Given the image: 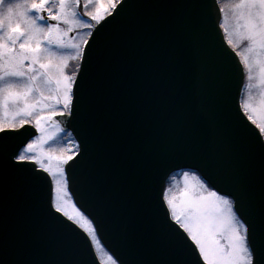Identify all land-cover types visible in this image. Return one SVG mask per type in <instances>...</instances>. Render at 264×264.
I'll use <instances>...</instances> for the list:
<instances>
[{
    "label": "snow or ice",
    "instance_id": "1",
    "mask_svg": "<svg viewBox=\"0 0 264 264\" xmlns=\"http://www.w3.org/2000/svg\"><path fill=\"white\" fill-rule=\"evenodd\" d=\"M213 7L248 81L237 113L255 133L226 157L184 103L178 51L149 14L210 19ZM58 118L76 122L75 137ZM49 122L68 137L58 152ZM177 156L188 163L167 177L159 216L150 179ZM70 181L118 211L130 264H264V0H0V264H84L72 240L81 232L103 251L95 218L76 202L69 210Z\"/></svg>",
    "mask_w": 264,
    "mask_h": 264
},
{
    "label": "water",
    "instance_id": "2",
    "mask_svg": "<svg viewBox=\"0 0 264 264\" xmlns=\"http://www.w3.org/2000/svg\"><path fill=\"white\" fill-rule=\"evenodd\" d=\"M170 3H189L191 0H168ZM211 5L213 0H204ZM149 14L155 17L169 33V43L178 51L179 61L183 69L182 95L184 103L203 120L206 131L215 137V149L223 157L233 148L244 149L251 142L255 133L250 130L237 113V101L241 97L244 81L242 65L239 57L227 46L223 32L218 28L217 11L213 7L207 10L192 8L152 9ZM111 19V18H109ZM127 21L117 18L115 23L106 25L102 34L117 31ZM67 132L76 136V122L68 123L65 118H58ZM54 124L53 122H51ZM79 139V137H76ZM188 162L177 156L170 164L157 170L150 179L148 200L152 211L162 216L160 206V190L165 186L167 177L180 171L176 165L184 166ZM258 164V162H257ZM185 170H187L185 168ZM71 176L72 169H68ZM47 175V174H45ZM49 180L51 177L48 178ZM72 201L86 214L95 218L99 225L98 238L102 247L113 257H119L125 264H130L128 251L129 241L118 235L117 225L123 224V219L117 210H109L102 206L99 199L76 186L70 181ZM40 197L47 205L48 180L40 185ZM72 237L79 248L84 264H103L97 257L94 247L90 250L84 236Z\"/></svg>",
    "mask_w": 264,
    "mask_h": 264
},
{
    "label": "rangeland",
    "instance_id": "3",
    "mask_svg": "<svg viewBox=\"0 0 264 264\" xmlns=\"http://www.w3.org/2000/svg\"><path fill=\"white\" fill-rule=\"evenodd\" d=\"M82 2H83V0H82ZM82 11H83V9H81ZM91 10V9H90ZM83 33L82 32H80V35H82ZM70 35H73V36H77V39H79V36L77 35V33H71ZM238 50H242V49H238ZM70 64L71 65H74L75 63H73V62H70ZM246 82H248L247 81V79H246V75L244 74V82H243V85H244V83H246ZM251 83H253V85H255V83H256V81L255 80H253ZM249 92H251L252 93V95H253V97H255V99L258 101V99H259V96H258V91H259V89L258 88H256V87H253L252 89H249L248 90ZM241 95H243V96H247V92H244L243 91V86H242V91H241ZM241 98V97H240ZM257 119H260V116H259V114L257 115ZM47 134H49V135H51V134H56L57 133V129H56V127H55V124H52L51 122H49L48 124H47ZM59 134V133H58ZM58 134H56V136H55V138L58 136ZM39 135V134H38ZM68 139V137L67 136H64V143H65V141ZM55 141H56V139H55ZM54 141V142H55ZM51 147H52V149L53 150H55V151H59V149L57 148V146L55 145V143H52L51 144ZM180 189H182L183 188V183L181 182L180 184H179V186H178ZM174 194H178V192H176V193H174ZM71 202L72 201H70L69 202V210H71ZM96 252H97V254H98V256H99V258H100V260L102 261V262H107V263H110L111 261H109L108 260V256H106L105 254H104V252L103 251H100V250H96Z\"/></svg>",
    "mask_w": 264,
    "mask_h": 264
},
{
    "label": "trees",
    "instance_id": "4",
    "mask_svg": "<svg viewBox=\"0 0 264 264\" xmlns=\"http://www.w3.org/2000/svg\"><path fill=\"white\" fill-rule=\"evenodd\" d=\"M64 136H66V135L59 133L58 136L55 138L56 141L54 143L58 149H61L64 147ZM165 186H166V184H165Z\"/></svg>",
    "mask_w": 264,
    "mask_h": 264
}]
</instances>
